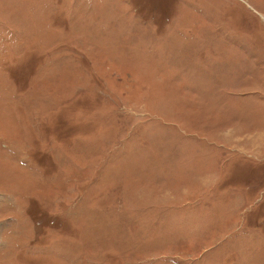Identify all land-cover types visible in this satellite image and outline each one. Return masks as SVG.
<instances>
[{"label": "rangeland", "instance_id": "rangeland-1", "mask_svg": "<svg viewBox=\"0 0 264 264\" xmlns=\"http://www.w3.org/2000/svg\"><path fill=\"white\" fill-rule=\"evenodd\" d=\"M0 264H264V0H0Z\"/></svg>", "mask_w": 264, "mask_h": 264}]
</instances>
